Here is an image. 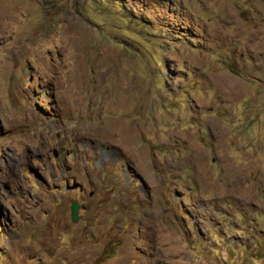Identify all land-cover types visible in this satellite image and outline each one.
<instances>
[{"label": "rangeland", "instance_id": "374dc122", "mask_svg": "<svg viewBox=\"0 0 264 264\" xmlns=\"http://www.w3.org/2000/svg\"><path fill=\"white\" fill-rule=\"evenodd\" d=\"M0 264H264V0H0Z\"/></svg>", "mask_w": 264, "mask_h": 264}, {"label": "water", "instance_id": "95a60500", "mask_svg": "<svg viewBox=\"0 0 264 264\" xmlns=\"http://www.w3.org/2000/svg\"><path fill=\"white\" fill-rule=\"evenodd\" d=\"M70 210H71V220L73 222H77V220H78V212H79V206H78V204L75 203V202L72 203Z\"/></svg>", "mask_w": 264, "mask_h": 264}]
</instances>
